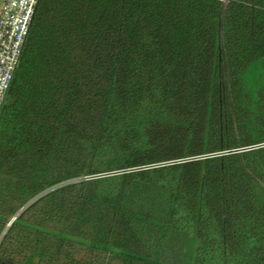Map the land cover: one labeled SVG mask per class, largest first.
<instances>
[{"label": "trees", "instance_id": "1", "mask_svg": "<svg viewBox=\"0 0 264 264\" xmlns=\"http://www.w3.org/2000/svg\"><path fill=\"white\" fill-rule=\"evenodd\" d=\"M0 238V264H264V0H40Z\"/></svg>", "mask_w": 264, "mask_h": 264}, {"label": "built area", "instance_id": "2", "mask_svg": "<svg viewBox=\"0 0 264 264\" xmlns=\"http://www.w3.org/2000/svg\"><path fill=\"white\" fill-rule=\"evenodd\" d=\"M40 0L0 3V115L20 64Z\"/></svg>", "mask_w": 264, "mask_h": 264}, {"label": "water", "instance_id": "3", "mask_svg": "<svg viewBox=\"0 0 264 264\" xmlns=\"http://www.w3.org/2000/svg\"><path fill=\"white\" fill-rule=\"evenodd\" d=\"M243 149H244V148H241V149H239V150H243ZM18 214H19V212H18V213L13 217V219L9 222V224L7 225L6 229L4 230V232H3L2 236H1V238L3 237L4 233L7 231L8 227L10 226V224L16 219V217L18 216ZM1 238H0V240H1Z\"/></svg>", "mask_w": 264, "mask_h": 264}, {"label": "rangeland", "instance_id": "4", "mask_svg": "<svg viewBox=\"0 0 264 264\" xmlns=\"http://www.w3.org/2000/svg\"><path fill=\"white\" fill-rule=\"evenodd\" d=\"M4 0H0V3L2 4Z\"/></svg>", "mask_w": 264, "mask_h": 264}]
</instances>
